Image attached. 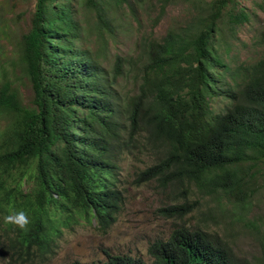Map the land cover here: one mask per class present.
<instances>
[{
	"label": "trees",
	"instance_id": "trees-1",
	"mask_svg": "<svg viewBox=\"0 0 264 264\" xmlns=\"http://www.w3.org/2000/svg\"><path fill=\"white\" fill-rule=\"evenodd\" d=\"M123 1L82 0L83 26L73 0H0V264L45 263L77 220L111 226L126 204L123 163L139 154L154 158L134 174L139 184L194 188L239 209L264 200V30L252 42L258 56L231 70L227 32L250 17L237 0L195 1L184 25L147 43L137 92L124 96L132 59L117 55L109 71L82 46L84 27L101 42L113 35L110 7ZM27 3L28 26L17 31ZM219 98L226 103L214 113ZM14 211L28 215L26 231L4 224ZM147 254L88 264H251L224 240L179 225Z\"/></svg>",
	"mask_w": 264,
	"mask_h": 264
},
{
	"label": "rangeland",
	"instance_id": "rangeland-1",
	"mask_svg": "<svg viewBox=\"0 0 264 264\" xmlns=\"http://www.w3.org/2000/svg\"><path fill=\"white\" fill-rule=\"evenodd\" d=\"M127 1L136 5L134 14L126 6L125 0L122 5L110 7L112 36L104 34V42H101L94 32L85 27L82 36V46L94 51L99 62L109 71L117 55L132 59L135 65L126 70L124 78L119 82V90L124 96L137 92L141 75V70L137 67L148 50L147 43L152 40L161 41L169 30L176 31L184 25L193 12L194 2H199ZM237 1L250 17V22L227 32L225 39L231 45V52L223 54V60L231 70L237 69L247 58L258 56L259 52L253 50L252 42L258 31L264 30V0ZM73 5L79 11L82 25L85 26L83 18L87 15L82 8V0H73ZM161 6L165 7V12L156 23ZM19 9L27 13L24 19L13 18V27L17 31L28 26L32 3ZM11 17L12 14H8L7 18ZM22 92L25 100L30 99L29 88ZM225 103L220 98L213 100V112H222ZM138 157H130L123 163L122 178L123 183H126L121 185L125 188L123 194L126 204L116 222L106 229L81 220L63 227L62 234L56 239L54 252L43 264H72L75 261L88 264L104 261L107 254L128 255L149 261V245L167 238L176 225L211 233L228 243L237 256L251 264H264V200L259 199L255 206L250 204L245 209H239L226 204L222 196H209L194 188L184 193L181 190L162 191L157 183L139 184L134 174L150 166L154 158L152 155L140 154ZM177 205H183V208L176 211L171 208Z\"/></svg>",
	"mask_w": 264,
	"mask_h": 264
},
{
	"label": "clouds",
	"instance_id": "clouds-1",
	"mask_svg": "<svg viewBox=\"0 0 264 264\" xmlns=\"http://www.w3.org/2000/svg\"><path fill=\"white\" fill-rule=\"evenodd\" d=\"M3 222L6 225L14 226L21 231H26L28 229V225L30 224L28 215L23 211H14L5 215Z\"/></svg>",
	"mask_w": 264,
	"mask_h": 264
}]
</instances>
